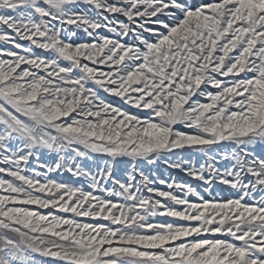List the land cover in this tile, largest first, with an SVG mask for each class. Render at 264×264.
<instances>
[{"label":"snow or ice","instance_id":"1","mask_svg":"<svg viewBox=\"0 0 264 264\" xmlns=\"http://www.w3.org/2000/svg\"><path fill=\"white\" fill-rule=\"evenodd\" d=\"M0 264H264V0H0Z\"/></svg>","mask_w":264,"mask_h":264},{"label":"rangeland","instance_id":"2","mask_svg":"<svg viewBox=\"0 0 264 264\" xmlns=\"http://www.w3.org/2000/svg\"><path fill=\"white\" fill-rule=\"evenodd\" d=\"M46 159L47 158H42L41 162H43ZM193 162L195 163V160ZM200 162L203 161L201 160ZM150 171L154 174V178L167 179L169 180V182H171V180H175L177 182H188V183H192L194 186H196L198 183L192 178L187 177L185 173L181 172L180 170L169 168L166 164L163 163V161H160L157 163L156 166L151 167ZM65 178H67V176H65ZM198 190L202 191V189H198ZM217 191L220 193V195L226 196L229 194L226 186L223 188V190L218 188Z\"/></svg>","mask_w":264,"mask_h":264}]
</instances>
